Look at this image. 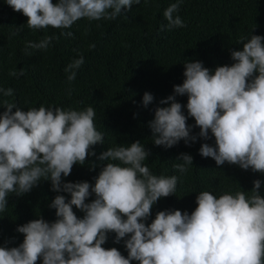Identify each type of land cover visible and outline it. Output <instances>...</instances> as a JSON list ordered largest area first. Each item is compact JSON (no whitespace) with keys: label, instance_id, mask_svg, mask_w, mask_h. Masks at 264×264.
I'll return each mask as SVG.
<instances>
[{"label":"clouds","instance_id":"9594fccd","mask_svg":"<svg viewBox=\"0 0 264 264\" xmlns=\"http://www.w3.org/2000/svg\"><path fill=\"white\" fill-rule=\"evenodd\" d=\"M182 0L163 12L169 29L185 27L174 13ZM140 0H6L14 12L27 18L31 30L69 29L81 19L114 20ZM71 37L72 32H61ZM55 37L28 42L26 48L47 50ZM242 49L231 51L233 63L210 70L200 61L184 64V80L174 85V95L159 103L149 122L156 146L171 148L181 140L189 145L198 137L214 138V146L201 144L199 154L212 158L217 166L238 165L264 174V36L241 37ZM90 47H95L91 45ZM84 63L73 60L65 71L76 78L74 69ZM12 77L24 70L9 72ZM4 97L12 88H0ZM187 96L186 105L176 96ZM153 96L145 92L147 107ZM0 212L7 208L10 193L29 192L40 180H50L51 189L70 195H56L49 207L56 220L33 219L16 231L23 234L17 247H0V264H264V197L261 181L254 180L251 194L237 191L217 198L200 192L196 207L187 211L162 210L146 224L152 206L175 193L176 176H157L144 164L150 152L140 143L116 146L98 157L104 164L88 182H62L74 165H83L89 150L103 143L96 129L95 110L41 105L22 110L7 99L0 100ZM187 115L184 114V109ZM194 119V125L187 120ZM193 127L199 128L192 135ZM181 173L192 165L193 157L180 154ZM94 194L91 202H86ZM73 206L84 213L77 217ZM108 233L114 243L124 240L127 257L116 248L105 249ZM125 237H127L125 239Z\"/></svg>","mask_w":264,"mask_h":264},{"label":"trees","instance_id":"16d2710c","mask_svg":"<svg viewBox=\"0 0 264 264\" xmlns=\"http://www.w3.org/2000/svg\"><path fill=\"white\" fill-rule=\"evenodd\" d=\"M175 2L140 0L114 20L81 19L69 29L31 30L25 16L14 12L6 0H0V88L13 89V96L0 94V100L7 99L22 110L41 105L64 110L94 108V123L103 134V143L92 146L89 151L95 155L87 156L83 165H74L62 182L94 184L102 166L111 162L98 159L102 152L140 141L150 152L144 164L152 174L178 178L175 193L152 206L146 224L162 210L190 214L202 191L217 198L237 191L250 195L253 181L260 180L259 193L264 197V174L234 164L217 166L212 158L199 154L201 144L214 146L210 133L208 140L198 137L189 145L181 140L165 148L154 145L149 127L155 109L167 106L159 102L174 95V85L182 84L185 63L200 61L210 70L230 66L231 51L242 49L241 37L246 40L251 35L264 36V0H182L174 16L178 15L186 26L169 29L163 12ZM62 31L73 35H62ZM45 36L55 37L47 50L26 48L28 42H39ZM81 56L84 63L74 69L76 78L69 81L65 68ZM20 69L24 75H9L10 71ZM145 92L154 98L147 107L142 104ZM175 99L182 105L187 103L186 95H177ZM3 110L0 108V112ZM184 114L187 115L186 108ZM187 124L194 125V119L189 117ZM198 133L199 128L193 127L191 134ZM182 153L193 157L192 165L186 166L183 173L175 167L183 163L177 159ZM56 195L70 199L68 193L53 191L51 181L43 179L27 193H10L7 208L0 212V247H17L22 243L23 234L16 229L33 219L42 217L54 222L55 209L49 205ZM94 198V194L90 195L86 202ZM73 211L79 218L84 215L75 206ZM114 240L115 233H108L102 247H114L127 257L124 240ZM37 264H42V259Z\"/></svg>","mask_w":264,"mask_h":264}]
</instances>
